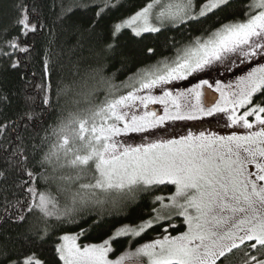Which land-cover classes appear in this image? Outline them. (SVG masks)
Returning a JSON list of instances; mask_svg holds the SVG:
<instances>
[{"label":"snow or ice","instance_id":"obj_1","mask_svg":"<svg viewBox=\"0 0 264 264\" xmlns=\"http://www.w3.org/2000/svg\"><path fill=\"white\" fill-rule=\"evenodd\" d=\"M237 3L242 15L217 16ZM13 7L15 17L0 26V57L17 69L23 61L12 57L33 52L29 37L45 30L54 36L56 24L92 5L50 0L51 26L44 0H16ZM96 7L89 34L117 4L101 0ZM212 17L199 35L186 42L173 38L172 55L138 68L119 85L115 73L102 75L103 67L82 71L84 49L78 41L67 62L73 79L65 83L61 77L53 87L51 76L66 65L57 69L50 47L45 48L49 80L37 86L41 111H35L34 97L24 94L18 97L19 119L0 122V264H49L27 246L56 232L63 234L53 246L54 264H264V0H151L115 23L94 54H113L125 29L141 38L181 28L191 32L192 25ZM77 49L81 55L73 60ZM147 52L155 55L153 48ZM220 68L242 74L227 82L196 75ZM189 77L199 82L175 87V81ZM14 98L0 91L3 107ZM205 116H218L226 131L157 136L170 122ZM130 134L142 142L129 143ZM170 188L174 191L164 194ZM131 205L147 210L124 223ZM88 220V229L65 232L66 225L80 227ZM4 225L18 230L13 236ZM104 225L109 232L100 243H78ZM178 227L185 230L173 235ZM155 228L161 229L155 238L131 247ZM121 239L128 246L117 256L114 245Z\"/></svg>","mask_w":264,"mask_h":264},{"label":"trees","instance_id":"obj_2","mask_svg":"<svg viewBox=\"0 0 264 264\" xmlns=\"http://www.w3.org/2000/svg\"><path fill=\"white\" fill-rule=\"evenodd\" d=\"M66 3H71L73 0H65ZM83 3L91 4L90 8H79L76 9L72 14L68 16L63 23H58L55 25L54 36H49L47 30L45 32L35 36L29 37L27 43L32 44L34 42V49L31 56H13L12 59H21L23 63L17 68L12 69L9 67L10 60L4 57H0V91L13 93L14 98L11 105L7 108L0 105V122H5L7 120H18L22 115L23 109L19 102L18 97L24 94L31 95L34 97L37 107L36 112H40L42 105H40L41 97L43 93L39 91L37 86L43 85L49 80V76L45 73L43 65V52L45 48L51 50L53 59L57 61V69H59L60 64H65L66 68L64 72L59 70L51 76L53 82V87L55 83L61 77H63L64 82H70L73 77L71 75V65H68L69 50L72 49L74 45L79 41L82 45L84 51L82 56L85 58L81 61L82 71L85 69H94L98 67H103L102 75L105 77L112 76L115 73L114 83L119 85L121 81H125L129 76L147 64L155 63L157 59L162 56L172 55V51L168 48V43L174 38L176 41L186 42L190 36H195L200 34V30L206 27L208 23L214 22L215 17L210 18L202 25H192L191 32L184 30L183 28L179 30H166L159 34H149L145 33L143 38L136 37L131 32L130 29L122 30V34L117 42V47L115 52L110 56L100 55L95 56V52L103 47L104 43L109 39L111 29L115 23L120 22L122 19H126L139 8L145 6L151 0H111L112 3L117 4V7L112 8L110 11L106 12L104 18L96 24L95 32L89 34L86 30L89 28L90 24L95 19V12L98 11L96 7L101 0H81ZM16 0H0V26L6 25L13 17H15L16 12L13 5ZM50 0H44V13L47 16L46 23L49 26L52 25L54 20V14L49 9L48 5ZM56 9L55 11H58ZM235 12L237 15H242L239 11V4H234L233 8L225 12H218L217 16L221 19L225 17L230 18V14ZM218 26V25H217ZM10 33L9 35H13ZM53 40L54 42L49 46L47 41ZM148 48H153L155 50V55L147 52ZM92 49V51H89ZM80 50L77 49L76 53L73 54V60H76L80 56ZM106 65V66H105ZM95 83V81H93ZM102 87V85H98ZM64 100H61V104ZM158 107V106H157ZM57 113H53L52 117H49V123L53 122ZM207 116L201 117L197 120H205ZM193 120H183V122H191ZM47 127V124H45ZM15 130V129H14ZM29 132L32 133V129L29 126ZM34 134V133H32ZM41 135L43 133L41 132ZM134 136L135 134H130ZM0 142H3V137H0ZM14 178L10 177L8 184H12ZM173 188H170L168 192L170 193ZM9 192L15 191L14 188H9ZM53 194L56 195V190L53 187ZM3 199V195H0V200ZM61 199V206L63 205V197ZM147 209L144 205L136 207L135 205L129 206L126 211L130 212L128 220L123 221L128 223L134 221L138 216L141 215L143 211ZM95 211H99L96 209ZM107 211V209H106ZM95 218V217H93ZM111 223H118L119 217L115 219L109 218ZM32 223L37 227L42 226L35 218H33ZM92 223V220H88L87 224H82L80 227H75L71 225L65 226V232L68 234H76L81 230V228L88 229V226ZM179 225L180 221H176ZM3 231L9 232L13 236L18 230L17 228L9 227L4 225ZM184 227H178L176 231L172 234H177L179 231H183ZM171 231V230H170ZM109 232V225H104L101 228L89 230L86 237H80V243H100L102 239L107 237ZM161 229L155 228L153 231H149L142 239H137L136 243L131 247H136L144 242L150 241L160 234ZM63 234L61 232H56L50 239L37 242L34 245H28V248L36 251L38 255L46 258L49 264H54V253L53 246L57 242L58 237ZM128 246V241L121 239L118 244L114 245L116 249V254H120L125 251Z\"/></svg>","mask_w":264,"mask_h":264},{"label":"rangeland","instance_id":"obj_3","mask_svg":"<svg viewBox=\"0 0 264 264\" xmlns=\"http://www.w3.org/2000/svg\"><path fill=\"white\" fill-rule=\"evenodd\" d=\"M163 2H165V3L175 2V0H163ZM241 67H244V66H241ZM246 70L247 69L245 68V71ZM240 74H242V73L240 71L235 70V69L233 70V72L226 73V72H224L223 68H220L218 71L217 70H209L207 73H199L196 75L198 76L199 79H208L210 82H212L213 80H217V79L222 80L223 82H227L230 80H234L235 76L240 75ZM199 79L194 78V77H189L187 80L175 81L174 83H175V87L177 89H183V88H189L193 84L198 83ZM187 131H192V132H196V133H198L199 131H219L223 134L226 130L223 128V120L220 119L218 116H213V117H207V119H205V120H193V121L188 122V123L183 122V121L170 122L169 127L164 131L158 132L157 136H161L163 138H170L173 135H175V136L184 135L187 133ZM132 137H133V139L129 140V143H140V142H142L140 140L138 134H135ZM253 170H254V168H253ZM172 191H174V188L172 189ZM184 230H185V228H184ZM78 243H80V240H78ZM132 248L134 249V247H132ZM120 254H116V255L118 256ZM111 258L114 259L115 256H112Z\"/></svg>","mask_w":264,"mask_h":264}]
</instances>
